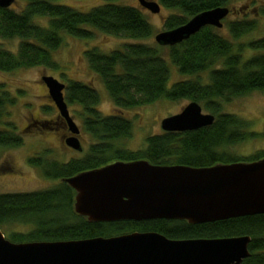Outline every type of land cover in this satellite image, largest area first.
Listing matches in <instances>:
<instances>
[{
	"label": "trees",
	"instance_id": "trees-1",
	"mask_svg": "<svg viewBox=\"0 0 264 264\" xmlns=\"http://www.w3.org/2000/svg\"><path fill=\"white\" fill-rule=\"evenodd\" d=\"M54 1L22 0L21 8L16 11L11 8L15 0L7 7H0V39H18L14 49L0 42L1 72L37 66L57 68L51 51L60 46L62 32L87 38L99 31L132 39L107 52L94 46L83 51L88 68L99 76L115 108L146 105L162 98L187 99L197 102L214 119L211 124L193 130L148 135L143 147L129 150L121 146V141L131 134L130 120L116 113L101 114L96 108L97 91L86 83L67 80L64 99L68 104L81 106L82 127L94 142L81 156L65 162L29 157V164L58 182L45 190L0 193V229L14 223L29 225L26 232L8 233V238L15 242L82 239L132 231H156L170 239L246 235L250 237L249 255L241 264H264V213L196 224L165 218L90 221L74 211L75 191L63 181L115 161L144 159L159 165L206 167L264 158V149L248 155H239L233 150L244 140L264 137V130L249 131L250 122L221 111L222 101L253 90L264 91V36L241 40L257 29L259 17L264 18V3L255 5L249 17L232 20H225V17L220 28L204 25L176 44L160 45L155 40V44L139 41L150 37L151 26L137 6L107 0L81 11ZM154 1L159 7L175 10L162 21L163 30H169L199 12L227 7L231 0ZM44 17V25L35 20ZM222 29V34L217 33ZM160 46L167 47L166 58ZM168 63L175 66L178 74L188 78L174 81L167 87L171 75ZM201 72H206L205 80L195 77ZM17 92L23 91L18 89ZM15 102V94L0 85L1 148L22 144V136L9 118V108ZM43 125L49 127L47 122Z\"/></svg>",
	"mask_w": 264,
	"mask_h": 264
},
{
	"label": "water",
	"instance_id": "water-1",
	"mask_svg": "<svg viewBox=\"0 0 264 264\" xmlns=\"http://www.w3.org/2000/svg\"><path fill=\"white\" fill-rule=\"evenodd\" d=\"M13 0H0V7ZM153 13L154 0H138ZM227 7L197 13L184 24L154 35L160 45H173L204 25L220 28ZM48 96L69 131L78 128L69 117L64 84L42 76ZM214 117L188 102L179 113L160 122L163 131L193 130ZM81 148L76 136L64 140ZM75 191L73 209L90 221L183 219L204 223L264 213V158L206 167L159 165L144 159L115 161L64 178ZM249 236L170 239L156 231H132L82 239L11 241L0 229V264H241L249 255Z\"/></svg>",
	"mask_w": 264,
	"mask_h": 264
},
{
	"label": "rangeland",
	"instance_id": "rangeland-1",
	"mask_svg": "<svg viewBox=\"0 0 264 264\" xmlns=\"http://www.w3.org/2000/svg\"><path fill=\"white\" fill-rule=\"evenodd\" d=\"M106 1L55 0L54 3L65 4L85 11ZM112 1L140 8L141 13L151 26V34L149 38L140 39L139 41L149 44H155L154 35L163 30L162 21L164 18L168 14L175 12V10L159 7V11L153 13L141 6L138 0ZM262 3H264V0H231L227 5L229 13L226 15L225 20L249 17L252 15V8ZM21 6L22 0H15L11 8L16 11ZM35 20L40 25L46 23L45 17L36 18ZM257 20V29L242 37V41L264 36V18L259 17ZM222 31L224 29L218 30L217 33L222 34ZM61 39L60 46L51 51V58L58 64L57 68L37 66L11 72L0 71V85L16 96L15 104L9 108V118L15 124L17 132L22 136V144L20 146L11 148L0 147V193L45 190L55 185L58 181L45 177L37 166L29 164L28 158L40 156L45 158H41L43 160L65 162L69 158L81 156L88 146L94 142V139L82 127L80 113H83V111L81 106L76 103L68 104L67 102L66 109L68 115L79 130L77 135L80 133L78 141L81 148L79 150L74 149L60 140V134L63 132L62 128L60 125L51 122L57 108L47 96V89L41 81L42 76H52L64 84V90L67 80H75L92 86L99 96L96 108L101 114L116 113L130 120L132 127L131 134L128 138L121 141V146L129 150H137L143 147L145 137L162 132L163 130L160 126L161 120L167 116L179 113L189 102L187 99L172 101L162 98L146 105L124 109L115 108L99 76L88 68L83 51L85 48L94 46L101 52H107L120 46L125 41H132V39L112 36L99 31H94L93 36L87 38L74 37L62 32ZM0 42L8 48L14 49L18 39H0ZM159 49L166 58L167 47L160 46ZM168 65L171 75L168 79L167 87L174 81L188 78L187 75L178 74L175 66L172 64L168 63ZM206 75V72H201L195 75V77L198 76L202 80H205ZM18 89H21L23 92L18 93ZM201 111L207 113L202 106ZM221 111L235 114L250 122L249 131L261 132L264 130V91L253 90L233 97L230 101H222ZM31 120H39L41 123L37 126L27 125L28 127H26L27 121ZM44 122H47L49 127L44 126ZM259 149H264V137L247 139L233 147L234 152L239 155H248ZM29 229V225L14 223L6 225L1 231L8 238L10 231L26 232Z\"/></svg>",
	"mask_w": 264,
	"mask_h": 264
},
{
	"label": "flooded vegetation",
	"instance_id": "flooded-vegetation-1",
	"mask_svg": "<svg viewBox=\"0 0 264 264\" xmlns=\"http://www.w3.org/2000/svg\"><path fill=\"white\" fill-rule=\"evenodd\" d=\"M228 9H229V8H228ZM228 13H229V12H228ZM63 91H64V89H63ZM29 122H31V123H29ZM51 122H53V123H55V124L61 126L63 132L60 134V140H61L63 143H65V142H64L65 138H67V137H69V136H71V135L76 136V137L78 138V140H79V134H80V133H79L78 135H77V134H72V133L69 131L68 126L66 125L64 118L59 114V112H58L57 110H56V114H54V116L52 117ZM40 123H41V122H40L39 120H31V121H27V123H26V127H28L27 125H29V126H31V125H33V126H37V125H40ZM247 257H248V256H247Z\"/></svg>",
	"mask_w": 264,
	"mask_h": 264
}]
</instances>
